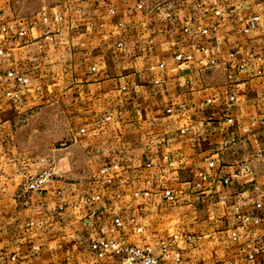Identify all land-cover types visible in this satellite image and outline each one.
<instances>
[{"label": "crops", "instance_id": "0c3cea01", "mask_svg": "<svg viewBox=\"0 0 264 264\" xmlns=\"http://www.w3.org/2000/svg\"><path fill=\"white\" fill-rule=\"evenodd\" d=\"M262 120L264 0H0V264H120L91 241L179 232L162 264H264Z\"/></svg>", "mask_w": 264, "mask_h": 264}, {"label": "built area", "instance_id": "2783aa9c", "mask_svg": "<svg viewBox=\"0 0 264 264\" xmlns=\"http://www.w3.org/2000/svg\"><path fill=\"white\" fill-rule=\"evenodd\" d=\"M136 4L139 8L145 7V0H135ZM200 6V4H198ZM112 11H114L112 9ZM215 15H221V10H214ZM60 17H56L59 19ZM261 21V15L258 13H254L249 17L248 26L246 27V31H250L251 29L256 28ZM185 31H189V28H185ZM209 30L204 29L203 32L207 33ZM233 55V53H231ZM175 59L179 62L180 65H184L188 63L192 59V55L190 53H186L184 51H177L175 54ZM216 61L212 60L209 65L215 64ZM164 66L165 64H161ZM244 67V64L241 65ZM261 73V71H259ZM9 75L14 77L19 82H28L29 79L23 74H17L14 71H10ZM169 112L172 111L171 108L168 109ZM264 124V120H262ZM257 121H254L250 126H244L241 128V132L244 135H248L253 132L255 126H257ZM84 131V129H82ZM237 140V137L229 138L225 141V146H229L231 143H234ZM258 156L264 161V152H260ZM211 166L214 165V162L210 163ZM244 169V167H243ZM105 170V169H104ZM238 174H235L237 176ZM203 179L207 178L205 173H201ZM55 179V170L54 166L46 167L38 172H34L29 174L21 185L20 194L22 196L28 195L32 191L42 192L46 190V187L51 184ZM226 182L230 181L229 177L225 178ZM260 199L256 202V207L261 208L264 205V188L259 189ZM165 195L174 199L176 196L171 189L165 190ZM245 220H250V215L241 214L238 215ZM259 220V219H258ZM115 223L117 225L123 226V221L120 217L115 218ZM139 232L142 231V227H138ZM236 237V233H234ZM184 239L187 242H194V236L190 233L183 234L181 232L174 234L172 237L161 239L158 242V246L161 249L159 255H155L153 252V248L151 245H141L134 241H127L126 239H106V238H98L90 243V249L93 252V255L97 259L105 258L107 255H112L115 257L120 264H162L163 261H174L175 263H179L182 259V248L178 246L179 240ZM264 251V248H262ZM15 255L12 256V259H15Z\"/></svg>", "mask_w": 264, "mask_h": 264}, {"label": "rangeland", "instance_id": "374dc122", "mask_svg": "<svg viewBox=\"0 0 264 264\" xmlns=\"http://www.w3.org/2000/svg\"><path fill=\"white\" fill-rule=\"evenodd\" d=\"M42 116H43V118L46 117V113L42 114ZM55 117H56V121H61L62 120V118L59 117V115L57 113L55 114Z\"/></svg>", "mask_w": 264, "mask_h": 264}]
</instances>
